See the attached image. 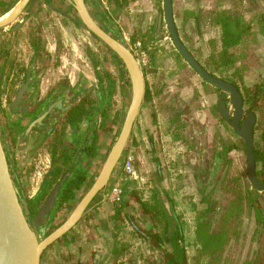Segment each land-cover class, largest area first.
Listing matches in <instances>:
<instances>
[{
	"label": "flooded vegetation",
	"instance_id": "flooded-vegetation-1",
	"mask_svg": "<svg viewBox=\"0 0 264 264\" xmlns=\"http://www.w3.org/2000/svg\"><path fill=\"white\" fill-rule=\"evenodd\" d=\"M19 1L20 0L13 5H16ZM31 1L32 0H30V2ZM65 1L67 2L66 7L69 6L70 11L64 10L62 12L68 17L70 16L74 18V20L84 27L73 2L71 0ZM85 2L94 19L106 31L111 33L107 28V25H110L113 29H115L116 33L119 34L118 36L122 33L126 40H128V43L130 44H128L129 48L134 53L137 60L140 52L143 55H148L149 60L147 61L148 67L146 69L145 66L141 64L140 60L138 61L144 74L146 90L148 89L150 98L153 93L151 91L152 88L149 83H147L149 79L148 73H151L152 80L157 78L159 73L157 72V69L160 68L159 63L161 58L165 61V64L169 65V63H174V65L178 66V69H170L167 76L165 75L162 78L160 77L159 88L157 90L161 89L165 81H169L181 73L180 71L182 68L184 70L185 68H188L186 72H188L189 75L188 77L186 76L185 79L186 81H189L190 84H186L185 89L180 91L177 85H173L171 83L166 86L163 93L165 94L168 93V91H176L178 93V97H175L174 100L189 106L190 99L192 97H198L202 102L205 100L210 104L214 102V108L212 107L213 111H210L211 117H216L218 120L226 122L236 136L238 135L237 137L239 140H242L245 144V146L242 144V149H240L245 152L246 157L245 177L242 174L239 175L237 173H232L233 158L231 157V152L235 150V148L230 150L225 156V154H223L224 146L222 147L221 141L215 142L210 151L206 153L204 157L199 155L196 163L185 165V167H189L191 169L192 178L190 177V180L193 181L192 185L195 191L200 194V204L202 205L197 212L194 211L193 238L197 248V253L194 258L197 260L200 258V264H204L205 262L203 261L204 257L202 255L203 246L197 237L196 230L198 226L197 218L199 213L207 208L209 210V216L206 218L211 223V230L214 229L215 225L218 223L223 226V222H225L226 226L224 228L227 227V230L229 231L228 236H226L227 250L222 256V260L225 264H244L245 261L254 260L259 252V259L261 261L264 258V222H260L259 218H257L255 207H259L260 205L264 208L262 203V197L264 194V9L261 7L263 1L172 0V17L175 30L179 39L187 48L189 53L211 75L232 83L239 89L243 99V113L240 125L242 126L244 122L250 118L252 114H254L255 172L259 186H256L250 178L247 145L245 140L240 137L220 109V102H222V104L225 105L229 116L232 118L235 110V104L232 101L233 95L221 87H218L202 78L198 72L192 68L191 64L188 63L185 56L179 51L174 43L172 31L168 23L166 0H85ZM111 19H113L115 23H112V21H110ZM234 21H239L237 26ZM18 23L21 22L19 21ZM224 24H227L229 27L232 26L234 29L239 28L243 31L241 42L228 49V54L226 55L228 60L226 58L224 60L222 57L224 49ZM93 36L99 42L105 44L95 34H93ZM138 43L139 46L136 47ZM132 46L139 50L138 54L133 50ZM107 47L108 51L112 53L115 61L117 60L119 63L121 62L125 69L126 67L120 57H118V55L109 46ZM88 53L93 57L94 65L98 67L97 72H99L102 76L101 82L98 78L99 89L101 91L100 97L97 96L95 98V96H93V92L91 91H79L70 96L66 95L62 97L60 96V93L63 88H58L53 92L50 98H44L37 103L35 96H32L31 94L28 95L30 89L35 85H33L34 83H31V81L27 80L29 82V87L24 92V98L22 97L23 100L21 99L22 102L25 100L23 105V108L25 109L20 110L19 113L16 114L19 121L16 123L17 127L15 129L12 128L14 133L10 134L15 145L16 140L14 138L19 132L20 137L18 140H20L21 145L27 146L24 152H22V149L19 152V163L25 165L24 168L20 170V173L21 176H23L22 174H27L29 182L34 178L36 173H38V164H40L41 161L37 158L42 145H46L43 147L50 155V164L47 168H45L42 179L37 186V190L33 194L29 195L27 194L28 191L24 189V192H26L25 196L28 201V206L33 214L38 211L58 183L65 177L59 193L55 198L54 206L50 212L49 222L51 221L54 210L60 206L59 204L63 205L74 200L76 192L82 189L84 184L88 182L87 171L88 168H90V164L87 160L89 157L94 158L98 155L99 145L102 141L100 132L104 130L105 120L107 119L108 112L111 109L110 102L114 103V95H111L108 100V91L112 80L114 81L113 85L115 87L117 82L116 77L113 76L111 72L106 70V68H101L102 61L99 58L97 59L94 57L93 51L88 50ZM167 65L164 68H166ZM108 73L112 77L111 81L106 76ZM194 78L201 80L200 85L194 86ZM27 81L24 84H26ZM129 83L132 89L130 77ZM17 85L18 81L16 78L15 80L12 79L10 84L6 85L7 87L5 90L7 93V99L5 100L3 111L5 115H7V113L12 109L16 110L19 106L18 103L17 107H12V102L15 99V97L13 98L14 93L17 94L23 86L21 85L18 88L16 87ZM116 92L117 90L115 89V96ZM35 94L36 92L34 95ZM27 98L28 100L26 101ZM90 101L92 102L91 105ZM144 101L145 97L143 102ZM79 105H81L79 107L81 115H75L73 118L69 117L68 114L70 110ZM35 108L38 109L35 115L36 118L31 119L24 128L21 122L24 121L31 113L32 109ZM104 111L106 112L105 116L103 115ZM43 115L45 116L42 120H45L46 123L48 122L49 124L40 137L41 140L39 145L37 147L33 146L29 148L28 145L29 141L32 140V134L37 133L34 131L39 129L38 124H34V121H38V119ZM31 124L33 127L28 130ZM133 127L131 133L133 131ZM257 132H259V140L256 138ZM26 135L29 137H25ZM20 143L18 147L17 141V148H20ZM90 151L94 152V154H91ZM125 151L126 146L122 156L126 153ZM258 156H262L263 158H258ZM130 157L132 164L133 156H128L126 158V163ZM120 159L118 163L120 162ZM118 163L114 168L110 179H112V176L114 173L116 174V172L123 173L125 177H130V174L125 173V162L120 169H118ZM79 173L85 175V180L83 181L82 186L80 188H73L72 196L70 195L69 198L64 201L63 193L66 188V183L75 179ZM132 173H135L133 165ZM157 176L159 179L160 177L162 179L160 169L157 171ZM163 190L166 191L167 197L173 200L170 198L168 191L166 189ZM247 190L251 193V198H254L256 202H253L254 206L251 208H249L247 203L244 202V209L246 210H241L239 209L241 191L242 197L246 200L249 197ZM99 193L97 195H99ZM122 193L123 191L121 190L118 199ZM173 203L175 209V202L173 201ZM175 213L178 215L180 222L182 223L184 244L186 247L185 224L176 210ZM81 219L79 221H81ZM241 220L242 223L239 222ZM78 222L74 226H76ZM132 227L135 235L141 238L136 233L134 225H132ZM72 228L68 232H70ZM67 233L60 238H63ZM145 242L152 246L150 242L146 240ZM234 247L237 248V255L232 254L234 253ZM253 247L255 249L252 252V255L247 257L246 254H248ZM98 251L99 249H95L91 256L92 264L98 263L99 255H96V253L100 254ZM85 258L86 257H81L79 261H75V258L67 257L63 260L62 264L64 262L65 264H86L87 259L85 261ZM56 264L61 263L59 261L56 262Z\"/></svg>",
	"mask_w": 264,
	"mask_h": 264
},
{
	"label": "rangeland",
	"instance_id": "rangeland-1",
	"mask_svg": "<svg viewBox=\"0 0 264 264\" xmlns=\"http://www.w3.org/2000/svg\"><path fill=\"white\" fill-rule=\"evenodd\" d=\"M17 1L2 0L3 5L0 9V14H3L8 6L15 4ZM54 1H57L60 5H66L65 0ZM262 1L261 7L264 9V0ZM31 3L33 2L31 1ZM65 8V10L70 11L69 6ZM22 17L23 13L9 25H15ZM110 21L115 23L113 19ZM120 36L129 44L122 33ZM99 43L103 45L105 51H108V47L105 44ZM138 46L139 43L136 47ZM136 47L132 46L133 50L138 54L139 50ZM138 60L145 66V69L148 67L147 61L149 58L147 54L143 55L140 52ZM107 65L115 73L119 84L122 82L119 85L120 92L117 93L118 101L115 103L110 102L111 109L105 120L104 130L100 132L102 141L99 145L97 157H89L87 160L90 164V168L87 171L88 182L76 192L74 200L63 205L59 204L60 206L54 210L51 221L48 224V233L56 229L67 218L95 181L122 128L132 96L129 75L121 62L119 63L115 59H111ZM166 65L161 58L160 68L157 69L159 73L155 80H152L151 73H148L149 79L147 83L152 88L153 94H151L149 100H145L142 103L133 131L126 145V153L118 163V169H120L124 162L126 165V158L133 156L132 165L135 173L131 172L130 177H125L123 173H114L105 189L88 206L81 221L63 238L58 239L47 248L49 252L46 250L45 253L51 257H56L61 264L67 257L75 258V261H79L81 257H86V264H92L91 256L95 249H99L98 252H100V254L96 253L97 256L99 255L97 264H160L162 261L161 252L150 246L145 240L137 237L127 216H124L125 213H128L140 226L151 228L153 222L149 217L141 214L140 206L135 200L133 192L142 199H148L150 198L151 190L155 187L166 189L170 198L175 202V210L185 224L189 264H200L201 259L197 260L194 258L197 248L193 238V221L194 211L197 212L202 205L200 204V194L195 191L192 185L193 181L190 180L191 169L185 167V165L196 163L199 155L204 157L215 142H239L240 140L226 122L218 120L216 117H211L210 111H213L214 102L210 104L205 100L202 102L198 97H192L189 106L174 100L175 97H178L176 91L163 93L166 86L171 83L177 85L180 91L184 90L185 85L190 84L185 79L189 75L186 72L188 68H185V70L182 68L181 73L169 81H165L161 89L157 90L160 77L167 76L170 69H178V66L174 65V63H169L166 67L167 69L164 68ZM200 82L201 80L198 78L193 80L194 86L200 85ZM3 111L4 104L0 100V127L2 131L7 128L5 127L7 125L6 115ZM256 138L259 140V132L256 133ZM7 148L8 146H6ZM7 152L9 154L8 149ZM10 157L12 159V156ZM231 157L233 158L232 173L242 174L245 177V152L235 149L231 152ZM158 169L161 170V180L157 176ZM22 175V180L20 181L21 191L25 195L26 192L24 191L26 190L28 191L27 194L30 195L32 194L29 191L31 181L29 182L27 174ZM115 186L123 191L119 199H113L111 195ZM262 203L264 205V194ZM118 209L121 215L117 214ZM116 214L118 215L117 217ZM68 234L71 239L67 237ZM117 248H120L118 253H116ZM254 249V247L251 248L246 256L250 257ZM236 250L237 248L234 247L233 255L238 254Z\"/></svg>",
	"mask_w": 264,
	"mask_h": 264
},
{
	"label": "water",
	"instance_id": "water-1",
	"mask_svg": "<svg viewBox=\"0 0 264 264\" xmlns=\"http://www.w3.org/2000/svg\"><path fill=\"white\" fill-rule=\"evenodd\" d=\"M71 1L84 27L100 38L123 61L132 84L131 102L119 136L112 146L96 180L68 218L49 233L47 232L49 215L65 177L58 183L38 211L33 214L28 206L26 196L21 191V184L18 182L17 174L13 170L12 159L7 152L4 134L0 127V264H41L43 252L81 219L93 198L109 183L113 170L129 140L132 127L145 97L146 84L144 74L129 45L120 36H114L106 31L94 19L85 0ZM29 2L30 0H20L10 11L4 13L0 18L8 13L10 15L0 21V28L13 23L23 13ZM166 7L174 43L185 56L188 63L202 78L233 95L232 101L235 104V110L232 118L222 102H220V109L240 137L245 140L250 178L256 186H259L255 172L254 114L242 126L240 125L243 113V99L239 89L234 84L211 75L194 59L176 33L172 17V0H166ZM16 25L19 26L20 23H16ZM28 87L29 82L27 81L16 94L12 102L13 108L17 107Z\"/></svg>",
	"mask_w": 264,
	"mask_h": 264
},
{
	"label": "crops",
	"instance_id": "crops-1",
	"mask_svg": "<svg viewBox=\"0 0 264 264\" xmlns=\"http://www.w3.org/2000/svg\"><path fill=\"white\" fill-rule=\"evenodd\" d=\"M32 2V5L29 4L23 12V17L20 19L21 25L13 24L0 28V100L5 104L7 99L6 85L10 84L12 79L15 80V78L18 81L16 86L18 88L28 79L31 83H34L35 86L30 89L28 95L35 96L37 103L44 98H50L58 88H63L60 93L62 97L70 96L79 91H91L95 98L100 97L101 91L97 77L98 67L94 65L93 57L88 53V50L93 51L94 57L102 61L101 68H106L115 76L111 67L107 65L111 59L114 60L112 53L105 51L103 45L88 29L62 12L66 9V5H60L54 0H32ZM65 3L67 4L66 1ZM2 5V0H0V9ZM14 6H8L3 14L10 11ZM119 85H121V82L119 84L117 81L115 85L116 96L113 93L114 103L118 101ZM15 95L14 93L13 98ZM24 102L20 101L16 110L12 109L7 113V125L5 127L9 130L5 128L2 131L5 145L8 146L9 156H12L13 170L17 174L19 183L22 180L20 170L25 166L19 163V152L21 149L24 152L27 146L21 145L20 140H18L20 137L19 132L14 138L16 140L15 145L11 141L12 136L10 134L14 133L13 129L17 127L16 123L19 121L16 114L25 109L23 108ZM37 111L36 108L32 109L28 117L21 122L24 128L31 119L36 118ZM44 116H41L38 121H34V124L39 126V129L34 131L38 133V137L37 133L32 134L29 148L39 145L40 137L49 124L42 120ZM29 127L32 128L33 125L31 124ZM25 137L29 136L26 135ZM17 141L18 147L20 143V148H17ZM43 146L46 145H42L37 158L41 161L38 164V173L31 180L29 191L32 194L37 190L44 170L50 164V155ZM11 151H13L12 154H10ZM67 237L69 238V234ZM46 250L42 254L41 264H56V262H59L56 257L47 255ZM47 252L49 251L47 250Z\"/></svg>",
	"mask_w": 264,
	"mask_h": 264
},
{
	"label": "trees",
	"instance_id": "trees-1",
	"mask_svg": "<svg viewBox=\"0 0 264 264\" xmlns=\"http://www.w3.org/2000/svg\"><path fill=\"white\" fill-rule=\"evenodd\" d=\"M236 26L239 21H234ZM107 28L113 35H119L116 33L115 29H113L110 25H107ZM243 31L239 28L234 29L232 26H227L224 24V38L223 44L224 49L222 52V57L225 60L227 59L226 55L228 54V49L232 46L239 44L242 40ZM228 60V59H227ZM97 76L102 81V76L97 72ZM108 79L111 81V75L108 73L106 74ZM114 81L110 82L109 91H108V100L110 99L111 95H113L115 91ZM112 88V91H111ZM150 99V93L148 89L146 90L145 100ZM92 102L90 101V105ZM79 106H75L69 112V117H74L75 115H81V111L79 110ZM106 112L104 111V116ZM179 114V113H178ZM177 119V118H175ZM174 119V120H175ZM222 147L224 146L225 156L227 153L232 150L233 148L242 149V144L245 146L244 142L239 141H221ZM91 154L94 152L90 151ZM258 158H263L262 156H258ZM160 176V175H159ZM161 179V177H160ZM85 180V175L79 173L75 179L70 182L66 183V188L64 189L63 193V200H67L69 196H72V189L73 188H80L82 186L83 181ZM249 197L245 200L242 197L239 199V209H244V202L247 203V206L251 208L253 202H256L254 198H251V193L247 190ZM135 200L138 202L141 212L143 215L149 217L153 222L151 228H145L140 226L138 223L135 222V219L128 214L125 213L124 216H127V219L134 225L136 233L143 238L144 240L151 243L153 247L158 249L161 252L162 261L160 264H189L188 263V254L184 244V233L182 223L178 215L175 213L174 203L173 200L167 197V193L165 190L155 187L152 189V193L150 198L142 199L139 197L135 192H133ZM251 195V196H250ZM167 200H168V207H167ZM233 200V199H232ZM28 202V201H27ZM231 203V202H230ZM123 206V205H122ZM229 207V206H228ZM256 215L259 218L260 222H264V208L260 205L259 207L256 206ZM118 215L120 214V210L117 211ZM116 214V215H117ZM117 215V216H118ZM209 216V210L206 208L204 211L199 213L197 218V237L202 244V255L204 264H225L222 260L223 253L227 250V241L226 236H228L229 231L227 230L226 223L223 222V226L221 224L215 225V228L211 230V223L206 218ZM242 223V220L239 221ZM219 244V245H217ZM221 244V245H220ZM116 253L120 251V248L116 249ZM260 252L257 254L254 260L245 261L244 264H264V258L260 261L259 259ZM199 260V258H198Z\"/></svg>",
	"mask_w": 264,
	"mask_h": 264
},
{
	"label": "built area",
	"instance_id": "built-area-1",
	"mask_svg": "<svg viewBox=\"0 0 264 264\" xmlns=\"http://www.w3.org/2000/svg\"><path fill=\"white\" fill-rule=\"evenodd\" d=\"M132 172V164H131V157L129 158V160L127 161L126 163V166H125V173L126 174H130ZM121 193V189L117 188L116 186L114 187L111 195H112V198L113 199H118L119 197V194Z\"/></svg>",
	"mask_w": 264,
	"mask_h": 264
},
{
	"label": "bare ground",
	"instance_id": "bare-ground-1",
	"mask_svg": "<svg viewBox=\"0 0 264 264\" xmlns=\"http://www.w3.org/2000/svg\"><path fill=\"white\" fill-rule=\"evenodd\" d=\"M10 15V13H8V14H5L2 18H0V21H2V20H4V19H6L8 16Z\"/></svg>",
	"mask_w": 264,
	"mask_h": 264
}]
</instances>
